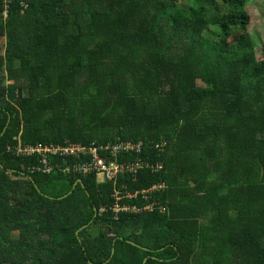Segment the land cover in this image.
Segmentation results:
<instances>
[{"label":"trees","instance_id":"16d2710c","mask_svg":"<svg viewBox=\"0 0 264 264\" xmlns=\"http://www.w3.org/2000/svg\"><path fill=\"white\" fill-rule=\"evenodd\" d=\"M189 1L0 7V264H264V52L247 0ZM66 139L141 141L148 167L116 188L165 183L122 204L167 211L101 213L114 182L9 150Z\"/></svg>","mask_w":264,"mask_h":264},{"label":"built area","instance_id":"2783aa9c","mask_svg":"<svg viewBox=\"0 0 264 264\" xmlns=\"http://www.w3.org/2000/svg\"><path fill=\"white\" fill-rule=\"evenodd\" d=\"M0 7L3 19L8 20L14 0H0ZM24 11L28 8L22 2ZM159 146V145H158ZM9 150L18 156L38 157L39 164L31 167V171H38L44 174H50L54 169H60L63 173L71 175L72 173L88 177L95 176L97 182H114V203L111 206L101 209V213L112 211L115 217L120 212L143 213L154 212L157 207L160 212H166L167 208L161 206L160 203H152L144 208L135 205L129 206L122 204L124 199H136L139 194L143 196L152 195L167 189L165 183H161L151 189L143 190L131 194L125 191L126 185L122 183L120 188H116V184L120 178L126 176H136L139 171L148 167L139 155L142 153V142L132 140H122L118 142L83 144L81 142L66 139L63 143H46V144H23L22 141L16 145H11ZM134 156V158H132ZM52 159L62 160V163ZM68 159L71 161L68 162ZM162 165L158 164L154 169L159 171Z\"/></svg>","mask_w":264,"mask_h":264},{"label":"rangeland","instance_id":"374dc122","mask_svg":"<svg viewBox=\"0 0 264 264\" xmlns=\"http://www.w3.org/2000/svg\"><path fill=\"white\" fill-rule=\"evenodd\" d=\"M247 7L246 10L248 14L250 15V22L248 26V35L250 36L256 51L258 57H261L262 53L264 52V0H247ZM190 3L189 0H182V4H188ZM3 36L0 37V54H3L5 51V35L8 34V27L4 25V28L2 29ZM206 35L210 36L211 38L220 39L219 37V31L216 30L215 26H210L206 30ZM27 74L24 73L21 69L18 67L15 68V78L9 79L8 82L4 84H14L15 82H24L26 80Z\"/></svg>","mask_w":264,"mask_h":264},{"label":"water","instance_id":"95a60500","mask_svg":"<svg viewBox=\"0 0 264 264\" xmlns=\"http://www.w3.org/2000/svg\"><path fill=\"white\" fill-rule=\"evenodd\" d=\"M147 261V260H146ZM146 261H144V262H146Z\"/></svg>","mask_w":264,"mask_h":264}]
</instances>
